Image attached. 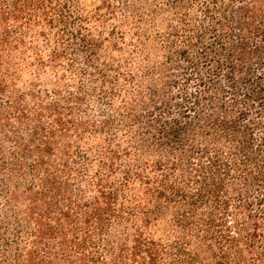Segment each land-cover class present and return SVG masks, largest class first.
<instances>
[{
    "label": "trees",
    "instance_id": "16d2710c",
    "mask_svg": "<svg viewBox=\"0 0 264 264\" xmlns=\"http://www.w3.org/2000/svg\"><path fill=\"white\" fill-rule=\"evenodd\" d=\"M92 1L0 0V264H264V0Z\"/></svg>",
    "mask_w": 264,
    "mask_h": 264
},
{
    "label": "rangeland",
    "instance_id": "374dc122",
    "mask_svg": "<svg viewBox=\"0 0 264 264\" xmlns=\"http://www.w3.org/2000/svg\"><path fill=\"white\" fill-rule=\"evenodd\" d=\"M87 4L92 3V0H84ZM96 4H98V2H96Z\"/></svg>",
    "mask_w": 264,
    "mask_h": 264
}]
</instances>
